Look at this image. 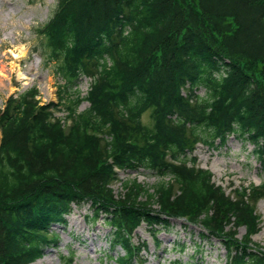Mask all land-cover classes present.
Returning <instances> with one entry per match:
<instances>
[{
	"label": "trees",
	"instance_id": "obj_1",
	"mask_svg": "<svg viewBox=\"0 0 264 264\" xmlns=\"http://www.w3.org/2000/svg\"><path fill=\"white\" fill-rule=\"evenodd\" d=\"M36 33L65 84L59 103L32 87L0 109V264H35L58 246L53 228L86 205L90 222L109 227L110 250L125 252L116 264H144L137 228L157 240L177 218L222 242L229 264H264L253 240L264 183L232 197L192 157L236 137L264 164V0H58ZM116 168L160 182L119 181Z\"/></svg>",
	"mask_w": 264,
	"mask_h": 264
},
{
	"label": "rangeland",
	"instance_id": "obj_2",
	"mask_svg": "<svg viewBox=\"0 0 264 264\" xmlns=\"http://www.w3.org/2000/svg\"><path fill=\"white\" fill-rule=\"evenodd\" d=\"M57 5L58 0H0V109L4 108L10 96H17L32 87L39 89L43 104L60 101V86L65 83L57 75V65L44 61L43 40L36 33L37 28L53 16ZM91 82L89 78H81L78 84L81 97L87 96ZM72 92L68 91L69 94ZM198 94L204 95V90H199ZM88 107V102L84 101L79 112ZM66 114L63 108L57 112V116L62 118ZM149 116L150 112L145 113V124L151 123ZM192 157L196 158L200 167L210 169L215 184L223 187L226 194L232 197L236 189L264 183V164L253 145L236 137H231L225 146L215 148L198 144ZM119 178V181L137 180L147 188H153L160 182L155 174L143 169L121 172ZM119 181L113 184L116 194L123 191ZM257 213L262 217V224L253 240L264 247V200L258 203ZM88 215H92L89 205L75 206L68 217V226L65 229L60 226L53 228L60 236L58 246L46 249L44 257L35 264H65L64 259L72 255L74 264H116L113 258L118 257V252L123 255L125 252L121 248L110 250L109 227L102 221L96 224L90 222ZM172 225V229L158 233L159 244L147 226L137 228L132 242L136 246L146 244L139 255L144 264H229L222 242L204 237L205 231L200 226L188 225L180 220H175ZM245 234V228H240L237 237L242 239ZM184 242L187 247L181 251L178 244ZM196 248H200V252L197 253Z\"/></svg>",
	"mask_w": 264,
	"mask_h": 264
}]
</instances>
